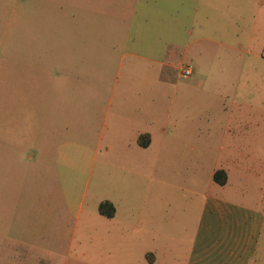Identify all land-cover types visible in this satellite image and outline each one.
Returning a JSON list of instances; mask_svg holds the SVG:
<instances>
[{
	"label": "rangeland",
	"instance_id": "1",
	"mask_svg": "<svg viewBox=\"0 0 264 264\" xmlns=\"http://www.w3.org/2000/svg\"><path fill=\"white\" fill-rule=\"evenodd\" d=\"M4 5L0 36L15 7L25 23L47 12L69 20L74 33L86 20V33L97 34L70 39L71 65L86 68L76 89L96 105L88 132L99 146L80 220L85 255L75 243L60 264H185L202 243L217 253L222 235L233 242L243 232L257 241L252 264H264V58L257 56L264 0ZM187 65L193 72L184 78ZM146 132L150 144L142 148L138 136ZM78 162L61 164L55 176L82 175ZM217 170L227 174L223 186L213 179ZM104 198L116 201L112 221L99 213ZM201 224L209 233L199 232Z\"/></svg>",
	"mask_w": 264,
	"mask_h": 264
},
{
	"label": "crops",
	"instance_id": "2",
	"mask_svg": "<svg viewBox=\"0 0 264 264\" xmlns=\"http://www.w3.org/2000/svg\"><path fill=\"white\" fill-rule=\"evenodd\" d=\"M4 4L6 0H0V16ZM12 15L4 23L7 33L0 36V264H60L69 259L75 243L85 255V226L80 220L99 146L88 132L96 105L79 98L76 89L86 68L71 65L76 45L70 39L97 34L86 33V20L74 33L69 20H55L53 13L36 19L31 14L28 23L17 7ZM79 49L77 55L82 54ZM150 136H138L142 148L149 146ZM141 139L147 145H141ZM78 160L82 175L55 176L58 166ZM104 200L115 212L112 217L100 215L112 221L118 215L116 201L104 198L97 204ZM164 226L165 216L159 211L158 230ZM205 228L201 224L199 232L209 233ZM235 237L231 242V236L222 235L212 247L219 251L213 254L202 243L197 247L200 253L192 249L185 264H252L257 243L253 234Z\"/></svg>",
	"mask_w": 264,
	"mask_h": 264
},
{
	"label": "trees",
	"instance_id": "3",
	"mask_svg": "<svg viewBox=\"0 0 264 264\" xmlns=\"http://www.w3.org/2000/svg\"><path fill=\"white\" fill-rule=\"evenodd\" d=\"M140 144L145 146L147 142L141 139ZM213 179L219 184H224L226 181V174L223 170H217L213 175ZM98 210L101 215L112 217L115 212V207L110 201L104 200L99 203Z\"/></svg>",
	"mask_w": 264,
	"mask_h": 264
},
{
	"label": "built area",
	"instance_id": "4",
	"mask_svg": "<svg viewBox=\"0 0 264 264\" xmlns=\"http://www.w3.org/2000/svg\"><path fill=\"white\" fill-rule=\"evenodd\" d=\"M261 56L264 58V50L261 52ZM192 72H193L192 67L190 65H187L184 68H182L181 75L182 77L187 78L192 74Z\"/></svg>",
	"mask_w": 264,
	"mask_h": 264
}]
</instances>
